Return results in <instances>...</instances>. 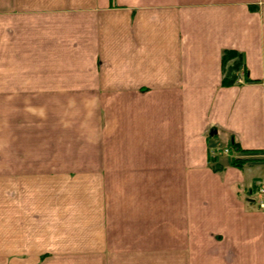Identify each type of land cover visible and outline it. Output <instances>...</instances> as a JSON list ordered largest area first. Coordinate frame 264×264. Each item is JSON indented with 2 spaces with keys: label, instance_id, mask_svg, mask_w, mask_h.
<instances>
[{
  "label": "crops",
  "instance_id": "crops-1",
  "mask_svg": "<svg viewBox=\"0 0 264 264\" xmlns=\"http://www.w3.org/2000/svg\"><path fill=\"white\" fill-rule=\"evenodd\" d=\"M263 186L264 0H0V264H264Z\"/></svg>",
  "mask_w": 264,
  "mask_h": 264
},
{
  "label": "trees",
  "instance_id": "trees-1",
  "mask_svg": "<svg viewBox=\"0 0 264 264\" xmlns=\"http://www.w3.org/2000/svg\"><path fill=\"white\" fill-rule=\"evenodd\" d=\"M222 60V84H230L234 82H240L237 80L239 76L238 70H241L242 81L253 80L247 75L244 74L245 68L242 63L241 53L235 49H223L221 53ZM230 62L228 63V61ZM208 132V137L210 136ZM210 145L208 144V149ZM226 149L224 152L226 156L225 163H220L218 161V153L223 152V149ZM212 152V153H211ZM258 152L254 149L243 148L238 144V141L235 140L233 135H230L229 139L224 143L223 146L219 147L215 151L209 149L208 161L210 167L213 170L221 171L226 164H232L237 166H242L245 163H250L254 160L253 153Z\"/></svg>",
  "mask_w": 264,
  "mask_h": 264
},
{
  "label": "built area",
  "instance_id": "built-area-1",
  "mask_svg": "<svg viewBox=\"0 0 264 264\" xmlns=\"http://www.w3.org/2000/svg\"><path fill=\"white\" fill-rule=\"evenodd\" d=\"M237 80H238V81H242V77H241V76H238V77H237ZM223 151L225 152L226 149L224 148ZM259 190L262 191V190H264V188H263V187H259Z\"/></svg>",
  "mask_w": 264,
  "mask_h": 264
},
{
  "label": "rangeland",
  "instance_id": "rangeland-1",
  "mask_svg": "<svg viewBox=\"0 0 264 264\" xmlns=\"http://www.w3.org/2000/svg\"><path fill=\"white\" fill-rule=\"evenodd\" d=\"M224 152V151H223ZM258 162L259 163H261V158L260 157H258ZM259 184H261V183H259ZM264 187V186H263Z\"/></svg>",
  "mask_w": 264,
  "mask_h": 264
}]
</instances>
